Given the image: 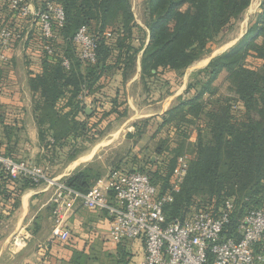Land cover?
I'll return each mask as SVG.
<instances>
[{
	"label": "trees",
	"instance_id": "obj_1",
	"mask_svg": "<svg viewBox=\"0 0 264 264\" xmlns=\"http://www.w3.org/2000/svg\"><path fill=\"white\" fill-rule=\"evenodd\" d=\"M59 1L65 13L63 34L68 42L65 54L69 65L65 67L60 61L45 62L43 72L30 80L31 88L39 92V99L34 102L39 138L44 143L50 136L55 146L53 148L63 147L69 136H87L96 127V124H89L88 119L93 114L85 111L77 95L83 90L93 92L99 78L118 63L123 64V79L128 78L134 72L138 53V48L131 43L133 29L138 26L134 21L130 0ZM249 3L250 0H145L144 22L149 39L140 59L141 78H149L164 70L182 71L187 68L202 55L207 43L230 25ZM118 18L124 37L116 40L115 46L119 53L110 64L107 61L114 47L105 43L101 32ZM82 25L98 36L94 61L82 60L77 55L73 37ZM258 36L263 37L260 44L255 42ZM45 43L52 45L53 40ZM251 54L264 61V0L261 3L259 25L251 27L233 47L213 57L203 69L207 79L201 89L192 98L169 108L162 118L163 125L183 119L184 107H188L187 110L193 111L195 115L199 113L200 110H196L197 100L206 92L212 93L213 82L220 72L226 71L234 80L235 93L244 107L243 122L233 121L228 107L215 112L208 111L210 137L204 145L199 142L196 161L190 169L188 167L189 173L187 169L185 190L179 189L190 198L194 184L199 181L208 185L211 196H220L219 203L226 197H234L236 210L225 227L227 236H238L237 226L232 230L235 223L238 224V215H242L250 206L259 205L264 197V63L260 68L248 67L245 61ZM192 87L187 86V90ZM66 90L70 92L66 103L69 109L64 112L56 103ZM114 110L118 112L117 109L111 111ZM79 113L84 118H78ZM102 174L94 169L93 164H88L76 168L61 181L73 190L85 193ZM146 174L157 185L151 174ZM0 175L2 180L4 178L23 186L35 185L30 179L11 177L1 169ZM157 186L163 193L165 187L162 185L160 189ZM165 211L169 219L184 218L175 203V194L173 201L165 206ZM119 253L121 261L127 264L131 254L123 246Z\"/></svg>",
	"mask_w": 264,
	"mask_h": 264
},
{
	"label": "crops",
	"instance_id": "obj_2",
	"mask_svg": "<svg viewBox=\"0 0 264 264\" xmlns=\"http://www.w3.org/2000/svg\"><path fill=\"white\" fill-rule=\"evenodd\" d=\"M50 1L60 3L59 0ZM43 8V2L31 5L34 11ZM134 21L139 27L133 29L131 39L132 45L138 48L134 72L123 79V64L118 63L99 78L93 92L83 90L77 95L80 105L92 116L99 114L98 117L104 119L120 116L118 112L124 115L125 110H128L133 113H129L130 118L156 120L165 115L171 100L176 96V90L172 89L169 93L152 96L155 92L149 89V85L156 75L141 78L140 59L149 35L145 23L141 26L135 16ZM4 27L10 29L13 38L7 52L9 60L0 64V153L43 166L45 158L58 148H53L55 146L50 136L44 143L39 138L34 112V102L39 99V92L31 88L30 80L43 72L45 62L60 61L64 65V60L69 61L65 54L68 42L63 34L64 23L55 26L52 54L46 53L44 49L38 21L12 13L8 0H0V30ZM140 30L146 35L145 38L136 35ZM101 36L106 44L114 47L107 61L112 64L119 53L115 42L124 37L120 18L106 25ZM132 87H136L137 91L130 94ZM69 95V90H66L56 103L64 112L69 109L66 106ZM140 99L147 101L142 107L138 105ZM113 109L118 112L111 111ZM81 115L79 113L78 118L82 119ZM70 138L77 140L81 136H69L68 141ZM109 145L110 139L102 138L85 152L68 160L62 167L63 172L54 178L61 180L60 177L68 176L76 168L92 164L99 149ZM54 198L55 188L52 185L41 183L23 186L4 178L2 180L0 175V264H125L119 253L121 246L131 254L127 264L140 263L144 255L142 241H114L109 235L110 221L106 211L84 207L80 200L71 201L66 196L62 198L63 227L68 236L66 239L54 236L52 213L57 204Z\"/></svg>",
	"mask_w": 264,
	"mask_h": 264
},
{
	"label": "built area",
	"instance_id": "obj_3",
	"mask_svg": "<svg viewBox=\"0 0 264 264\" xmlns=\"http://www.w3.org/2000/svg\"><path fill=\"white\" fill-rule=\"evenodd\" d=\"M43 2L44 8L34 11L31 5ZM12 13L34 18L39 23L40 38L54 40L55 26L65 21L63 6L50 0H8ZM13 34L9 28L0 30V64L9 60L7 52ZM98 36L82 25L73 42L82 60H95ZM46 53L53 47L45 43ZM63 64L68 67L69 61ZM189 155H178L172 169L171 188L160 193L157 185L140 170L111 169L96 180L90 189L80 193L64 182L50 178L46 169L28 160H16L0 153V169L11 177L30 179L35 185L47 183L55 188L53 210L54 236L66 239L63 227L62 198L80 200L87 208L103 209L110 221L109 235L116 241L140 239L144 255L139 264H264V197L259 205L250 206L238 218V236H227L226 225L236 210L234 197H226L218 205L200 207L190 216L169 219L165 206L173 201L175 192L188 169Z\"/></svg>",
	"mask_w": 264,
	"mask_h": 264
},
{
	"label": "rangeland",
	"instance_id": "obj_4",
	"mask_svg": "<svg viewBox=\"0 0 264 264\" xmlns=\"http://www.w3.org/2000/svg\"><path fill=\"white\" fill-rule=\"evenodd\" d=\"M130 3L137 23L141 26L144 25L146 20L145 0H130ZM261 3L262 0H250L249 5L242 13L208 42L202 55L187 68L182 71H160L153 81L148 80L152 81L149 89L155 92L152 96L176 90V96L171 100L170 108L192 98L207 79V74L203 72V69L208 62L213 57L233 47L251 27L259 25ZM136 35L139 38H145L146 36L141 30ZM262 41V36H258L255 39L258 44L262 43ZM245 63L248 67L256 69L260 68L264 61L251 54L247 57ZM189 85H193V87L187 90ZM146 89L148 90V87ZM212 89V93L206 92L197 100L198 108L196 110H200L199 113L195 115L193 111L187 110L189 109L188 107H184L185 114L183 119L179 118L170 124H161L162 115L156 120L151 118L147 120V118L141 117L137 119L134 117L130 118V114L133 113L128 110L124 111V115H114L104 119L103 117L99 118V114L94 115L88 121L91 126L96 124L95 130L89 131L87 136L77 140L70 138V141H67L63 147H57L58 149H55L49 157L45 158L43 167L46 169L47 175L50 178H54L59 172H63L62 167L70 160L71 156L75 157L80 152H85L102 138L108 137L110 145L101 147L97 152V157L92 162L95 170L103 173L117 168L142 170L151 174L153 182L157 183L160 189H162L163 185L165 187L163 190L167 191L173 183L170 180V176L178 155L182 153L189 155L188 167L190 169L199 153V142H202L203 145L208 142L210 137L208 111L215 112L228 107L231 116H233V121L241 123L244 120L243 104L235 93L234 80L226 71L219 73L213 82ZM136 91V87L130 88V94ZM142 101L147 102L145 99L138 100V105L141 107L145 104ZM123 106H121L122 109ZM81 117L83 116L81 115ZM132 125L135 126L134 129ZM188 173L185 175L186 178ZM185 177L179 189L185 190ZM60 178L63 179L62 177ZM45 184L48 185L47 183ZM211 193L212 191L208 185L199 181L194 184L190 198L182 191L175 192V203L180 210V214H182L181 216H190L200 207L218 205L220 196H211ZM252 203H255V201ZM238 216L240 217L241 214ZM236 226L235 223L232 230Z\"/></svg>",
	"mask_w": 264,
	"mask_h": 264
},
{
	"label": "bare ground",
	"instance_id": "obj_5",
	"mask_svg": "<svg viewBox=\"0 0 264 264\" xmlns=\"http://www.w3.org/2000/svg\"><path fill=\"white\" fill-rule=\"evenodd\" d=\"M255 4V3H254Z\"/></svg>",
	"mask_w": 264,
	"mask_h": 264
}]
</instances>
